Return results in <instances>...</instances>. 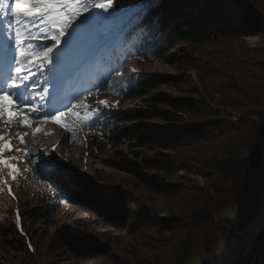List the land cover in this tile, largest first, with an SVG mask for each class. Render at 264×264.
<instances>
[{"label": "rangeland", "instance_id": "rangeland-1", "mask_svg": "<svg viewBox=\"0 0 264 264\" xmlns=\"http://www.w3.org/2000/svg\"><path fill=\"white\" fill-rule=\"evenodd\" d=\"M140 10L118 14L113 9L108 13L93 12L92 22L66 39L56 54L58 59L54 66L43 75L37 72L33 78L40 81L33 90L35 103L46 112L66 105L71 101V94L77 96L85 91L71 76L86 78V88L92 94L81 99L89 105L107 102V106L100 105L98 115L90 123L69 115L61 122L35 119L28 128L13 124L9 130L7 125H0L3 134L14 141L13 150L5 152L4 158H18L10 160L18 169L16 173L0 166V264H38L39 256L34 253L33 243L43 254L46 264H70L69 256L76 254V250H86V236L97 238L103 234L112 239L113 247L99 244L100 255L84 264H103L112 260L114 255L128 249L129 241L123 238L133 222L130 215L143 214L146 195L151 198L146 194V179L155 180L164 175L158 168L161 163L152 160L163 157L167 150L156 147V151H149L144 142L146 132L159 131L181 139L193 136L191 132H183L189 126L183 113L178 114L183 119L169 113L171 104L182 106L183 101L196 97L197 70L205 68L199 61L200 48L178 42L166 52L143 57L142 51L134 50L140 41L135 36L123 48L114 40L123 25L135 14H140ZM11 19V16L0 18V48L4 52L12 32L7 28ZM101 34L105 35L103 42L94 47ZM258 41H252L250 47L254 48ZM39 51L40 55L34 57L36 63L42 58V47ZM102 66L109 69H101ZM133 69L139 75L133 74ZM0 70L3 71L1 66ZM95 76L106 82L103 89L100 79L94 84ZM45 77L49 81V92L54 89L55 94L41 101L36 93L41 90ZM162 98L168 103L158 104V99ZM168 116L170 121L165 119ZM236 120L238 118H234ZM65 123L69 126H62ZM37 128L41 131L36 132ZM169 128L171 131L167 130ZM179 128L182 130L178 131ZM17 133H28L24 144L18 142ZM262 133L259 138L264 142ZM114 134L117 140L109 144L110 140H115ZM18 148L29 150L31 158L24 159L22 152L15 151ZM48 161L51 163H45ZM185 169H172L174 180L187 177L198 182L200 187L205 186L199 176ZM122 200L128 208L125 230H118L113 224L110 229L102 228L100 225L105 216L113 214ZM48 206L57 207V213L46 221L33 218ZM222 216L235 221L239 212L234 208ZM154 218L155 223L166 221L165 214ZM239 231L243 237L231 232L210 253L201 254L195 250L188 264H204L203 257L209 259L207 264H236L241 254L250 253V264H255L258 259L264 264V240L260 242L264 232V194L256 217ZM246 234L249 245L244 241ZM120 239L123 241L115 243Z\"/></svg>", "mask_w": 264, "mask_h": 264}, {"label": "trees", "instance_id": "trees-1", "mask_svg": "<svg viewBox=\"0 0 264 264\" xmlns=\"http://www.w3.org/2000/svg\"><path fill=\"white\" fill-rule=\"evenodd\" d=\"M140 8V14L123 25L114 41L126 48L132 36L139 37L134 50L142 51L143 57L186 43L200 48L199 61L205 68L197 70L196 97L182 106L171 104L169 113L180 119L183 116L178 114L183 113L189 124L183 132L193 136L181 139L146 132L149 151L167 150L152 160L161 163L158 168L164 175L146 179V194L151 198L146 195L143 214L130 215L133 222L123 238L129 241L128 249L103 264H188L195 250L210 253L217 247L231 233L226 226L242 231L256 217L264 194V142L259 138L264 132V0H114L116 14ZM104 36H98L94 47ZM256 39L258 44L251 48ZM163 103L168 100L158 99V104ZM113 138L109 144L117 140L115 134ZM182 168L199 176L205 186L187 177L174 180L172 169ZM234 208L239 212L237 220L222 216ZM57 210L48 206L33 218L46 221ZM127 212L122 200L100 226L110 229L113 224L125 230ZM161 214L166 221L155 223L154 217ZM86 237V250L74 247L70 264H84L100 255L99 244L113 247L107 234ZM31 245L39 256L38 264H46L38 247ZM250 256L241 254L236 264H245Z\"/></svg>", "mask_w": 264, "mask_h": 264}, {"label": "snow or ice", "instance_id": "snow-or-ice-1", "mask_svg": "<svg viewBox=\"0 0 264 264\" xmlns=\"http://www.w3.org/2000/svg\"><path fill=\"white\" fill-rule=\"evenodd\" d=\"M113 7L114 0H0V18L12 17L7 28L13 32L11 41L14 47V55L9 63V74L0 82V125H7L9 130L13 124L28 128L35 119L61 122L69 115L83 123H90L93 117L98 115L100 105L107 106L106 101H100L97 105L85 103L81 97L92 94L91 90H85L78 93L73 98L75 102H70L63 110L56 109L51 113L42 111L33 97L34 87L40 84V81L33 78L37 72L43 75L54 66V61L58 59L56 54L60 52L66 39L74 32H78L82 26L91 23L94 19L93 12L108 13ZM41 47L42 58L36 63L34 57L40 55ZM32 49L37 51H30ZM132 72L139 75L135 69ZM48 83L45 77L41 90L36 93L41 101H45L50 95ZM62 126L69 125L65 123ZM3 131L4 129L0 128V166L16 173L18 169L10 160L18 158L15 156L10 159L4 158L5 152L13 150L11 145L14 141L8 135H4ZM35 131L39 132L41 129L37 128ZM27 135L28 133H17L18 142L24 144ZM32 135H35V132ZM15 151L22 152L24 159L31 158L32 154L26 148H18ZM13 178L15 179V175ZM17 223L19 224V214Z\"/></svg>", "mask_w": 264, "mask_h": 264}, {"label": "built area", "instance_id": "built-area-1", "mask_svg": "<svg viewBox=\"0 0 264 264\" xmlns=\"http://www.w3.org/2000/svg\"><path fill=\"white\" fill-rule=\"evenodd\" d=\"M261 161H262V169L264 170V150H263V153L261 155ZM226 229L229 230L230 232L234 233L235 235L243 237V235L241 234V232L239 230H232L229 226H226ZM245 240H246V242H248V238L245 237ZM201 260L204 264H207L209 259H206L203 257V258H201Z\"/></svg>", "mask_w": 264, "mask_h": 264}, {"label": "water", "instance_id": "water-1", "mask_svg": "<svg viewBox=\"0 0 264 264\" xmlns=\"http://www.w3.org/2000/svg\"><path fill=\"white\" fill-rule=\"evenodd\" d=\"M242 233V232H241ZM247 236H245L246 238H248V242H246V240H245V238H244V241L246 242V244H248L249 245V243H250V239H249V235L248 234H246ZM264 240V232H263V235H262V238H261V240H260V242H262ZM263 252V251H262ZM261 252V253H262ZM260 253V254H261ZM251 260H252V258L251 259H249L245 264H250L251 263Z\"/></svg>", "mask_w": 264, "mask_h": 264}, {"label": "crops", "instance_id": "crops-1", "mask_svg": "<svg viewBox=\"0 0 264 264\" xmlns=\"http://www.w3.org/2000/svg\"><path fill=\"white\" fill-rule=\"evenodd\" d=\"M199 252H200L201 254H204V253L207 252V251L204 250L203 248H201V249H199Z\"/></svg>", "mask_w": 264, "mask_h": 264}, {"label": "bare ground", "instance_id": "bare-ground-1", "mask_svg": "<svg viewBox=\"0 0 264 264\" xmlns=\"http://www.w3.org/2000/svg\"><path fill=\"white\" fill-rule=\"evenodd\" d=\"M262 134H264V133H262ZM261 138L264 140V135H262ZM260 255H261V254H260Z\"/></svg>", "mask_w": 264, "mask_h": 264}]
</instances>
